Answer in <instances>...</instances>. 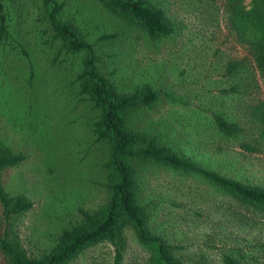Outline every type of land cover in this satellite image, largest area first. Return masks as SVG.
Returning a JSON list of instances; mask_svg holds the SVG:
<instances>
[{"label": "rangeland", "instance_id": "rangeland-1", "mask_svg": "<svg viewBox=\"0 0 264 264\" xmlns=\"http://www.w3.org/2000/svg\"><path fill=\"white\" fill-rule=\"evenodd\" d=\"M3 1L8 38H0V146L23 160L2 169L0 184L10 198L32 202L29 211L14 214L15 231L28 257L41 260L64 232L83 225L82 211L108 205L110 147L95 134L100 111L80 93L85 56L64 50L43 0ZM57 1L65 4L61 20L94 45L99 70L119 95L157 92L153 106H137L127 115L128 130L156 136L224 177L264 188V155L245 148L259 137L251 112L264 103V80L251 47L233 30L230 0H148L164 11L172 29L157 38L97 0ZM238 62L240 73L229 72ZM217 118L235 124L238 134L224 137ZM135 169L138 202L152 214L153 236L172 246L183 264H226V256L264 264L263 213L200 176L156 164ZM5 228L0 201V236ZM128 244L124 264H149L151 254L131 232ZM114 256L104 242L71 264H113ZM0 264H8L1 249Z\"/></svg>", "mask_w": 264, "mask_h": 264}, {"label": "trees", "instance_id": "trees-1", "mask_svg": "<svg viewBox=\"0 0 264 264\" xmlns=\"http://www.w3.org/2000/svg\"><path fill=\"white\" fill-rule=\"evenodd\" d=\"M43 1L55 37L61 40L64 50L68 54L85 56L77 81L80 93L87 96L93 107L101 113L95 124V134L110 147V160L106 167L110 174L111 198L108 205L98 212L82 211L83 225L64 232L51 253L38 260L28 257L16 234L13 217L14 214L29 211L33 204L23 196L10 198L0 184V201L6 220L5 231L0 236V249L8 259V264H71L90 247L104 242L114 248L113 264H124L129 232L135 235L139 246L151 254L149 264H183L173 255L172 246L162 238L153 236L149 228L152 214L138 202L135 167L141 164L160 165L181 176H200L214 188L264 214V188L224 177L161 145L156 136L149 138L141 132L128 130L127 115L137 106H153L159 98L157 92L149 88L131 96L119 95L109 79L100 72L94 45L86 41L73 23L61 20L65 4L57 0ZM97 1L111 14L143 27L151 38L172 33L164 11L148 0ZM230 3L233 5V30L239 39H245L251 47L250 53L264 80V0H248L247 5L244 0H230ZM7 22L6 4L0 0V38L3 40L8 38ZM247 29L250 30L249 34ZM241 68L240 62L231 63L228 71L240 73ZM251 113L259 122V137L254 144L245 148L264 155V103L253 105ZM216 127L224 137L238 134L235 124L220 118L216 119ZM22 160V156H11L5 147L0 146V173L3 168L14 166ZM224 262L239 264L232 256H226Z\"/></svg>", "mask_w": 264, "mask_h": 264}]
</instances>
